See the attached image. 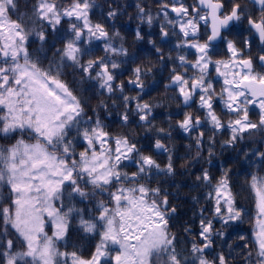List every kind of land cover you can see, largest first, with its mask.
<instances>
[{"label":"snow or ice","instance_id":"obj_1","mask_svg":"<svg viewBox=\"0 0 264 264\" xmlns=\"http://www.w3.org/2000/svg\"><path fill=\"white\" fill-rule=\"evenodd\" d=\"M250 3L156 0L154 15L141 0L135 18L149 31L138 25L135 39L147 37L156 59L137 63L116 28V0L100 19L96 0H33L23 13L18 0H0V264H264V175L249 173L246 208L230 169L201 167L198 230L189 224L183 237L172 231L170 193L154 186L178 174L165 143L176 130L191 139L186 156L195 149L179 174L191 175L205 152L211 164L225 132L221 148L251 141L245 159L264 171V0ZM162 71L181 109L167 127L154 122L160 105L145 100V81ZM85 92L105 99L91 107ZM246 220L242 251H217Z\"/></svg>","mask_w":264,"mask_h":264},{"label":"trees","instance_id":"obj_2","mask_svg":"<svg viewBox=\"0 0 264 264\" xmlns=\"http://www.w3.org/2000/svg\"><path fill=\"white\" fill-rule=\"evenodd\" d=\"M111 2L112 0H96V3L100 7L96 9V16H94V19H100V13H106L108 5ZM116 2L124 9V13L120 15L119 20L116 23V28L119 29L121 35L125 38L127 42L126 47L128 48L129 53L138 55L140 57L137 63H147L149 60L155 62L156 58L150 51L151 46L147 43V37L144 41H136L135 39L134 33L138 25L146 32L149 31L147 25L139 24V21L135 18L137 12L135 5L140 3L141 0H116ZM32 3L33 0H18L20 12H28ZM143 3L151 8L153 10V14L155 15V9L157 7L156 0H143ZM130 17H132V19H129ZM154 30L158 32V26H154ZM165 51H167V48H165ZM134 66L135 65H132V67ZM68 73L69 74L65 77V79L71 83V69L68 70ZM166 76L167 72L162 71L155 76V80L157 81L156 84H153L152 77L145 81L146 85L152 86L148 89L150 95H146L145 100L154 101L160 105L154 110L157 117L154 122L157 124V126L163 127H167L166 117L169 114H175L181 110L178 108V101L167 99V97L172 96L173 93L171 91L166 92L164 89V84L159 82ZM126 78L127 76L121 77V79ZM130 94L135 95L134 92ZM84 96L89 98V105L91 107H95L100 99H105V97H93L92 92H85ZM188 110L194 111V109ZM178 118L181 117H177L175 115L173 116V124ZM253 118L255 119V117ZM116 119L117 118L114 116L113 120ZM113 127L116 131L120 130L118 122L114 124ZM137 131L138 135L143 137V130L140 129ZM227 138V132H225L223 135H217L216 139L218 143L215 148V156L212 158V163H205L207 160V154L205 152V159L199 164H196L194 168L188 169V171L192 173L191 175L179 174L184 171L183 166L187 165L195 155V149H193L192 153L186 156V153H188L187 146L191 143L190 137L179 132V130H176L172 134V139L165 141V143L174 150L173 159L176 161L178 174L174 177H165L161 175L157 177L156 181L154 182V186L158 185L164 191L170 193V204L175 206L177 209L175 218L171 222L173 225L172 231L179 234L181 237L184 235L183 228L189 226V224L192 225L193 231L198 230V217L196 216V213L201 207V204H197L193 198L202 196L204 191L202 188H197L194 186L195 175L199 174V169L201 167L208 168L209 171L214 175H219V172L222 170V168L230 169V175L235 184L234 191L237 193V199L239 203L246 208L253 206L252 193L248 185L249 173L259 172L261 175H264V171H260L258 164L250 165V163L245 159L244 151L250 152L252 148L256 147V145L251 143V141H248L247 143H238L235 148H221V143H223V141ZM253 139L260 140L261 137L256 135ZM141 142L146 143V141L143 140ZM249 144H251V147L248 146ZM242 149L244 151H242ZM156 158L163 166L167 161V154L158 155ZM0 195L7 196V189L2 190ZM217 227H219V225H217ZM227 232L230 233V235H226L225 237L216 240V250L219 251L221 248H223L225 253H227L234 249L235 251L233 254L238 255L242 251L241 246L246 243L245 240H240L239 236L244 235L250 239L252 233V224L246 220L242 224L229 227ZM75 242L76 237L73 235V243ZM229 246H231V248ZM81 247L84 249V255H87V242H81ZM249 247H251V245H249ZM253 257H255V253H253ZM234 264H243V261L236 260Z\"/></svg>","mask_w":264,"mask_h":264},{"label":"flooded vegetation","instance_id":"obj_3","mask_svg":"<svg viewBox=\"0 0 264 264\" xmlns=\"http://www.w3.org/2000/svg\"><path fill=\"white\" fill-rule=\"evenodd\" d=\"M239 2L243 5H245L249 10L252 9V4L250 3V0H239ZM227 3V0H226ZM257 15L259 14L258 12L256 13ZM253 55H256V50L253 49Z\"/></svg>","mask_w":264,"mask_h":264}]
</instances>
